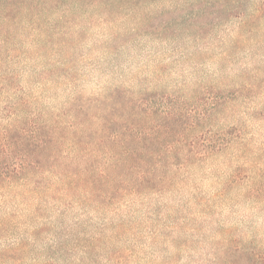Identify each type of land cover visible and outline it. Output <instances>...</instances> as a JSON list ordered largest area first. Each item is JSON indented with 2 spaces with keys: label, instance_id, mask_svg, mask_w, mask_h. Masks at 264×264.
<instances>
[{
  "label": "rangeland",
  "instance_id": "1",
  "mask_svg": "<svg viewBox=\"0 0 264 264\" xmlns=\"http://www.w3.org/2000/svg\"><path fill=\"white\" fill-rule=\"evenodd\" d=\"M193 3L203 5L198 16H189ZM231 5L219 1L206 5L205 0H59L47 4L41 0L19 25L24 39L20 49L0 51V71H6L0 88L4 86L12 94L22 91L27 112L46 115L67 111L73 99H79V107L90 114L103 113L112 101L131 99L139 105L144 98L150 105H158L164 104L165 97L194 111L204 104L206 87L222 83L218 86L227 94L238 81L255 74L258 84L253 99L242 97L224 107L229 109L228 116L235 109L237 114L233 111L232 117L243 124L242 134L251 140V151L262 146L264 157V35L255 34L247 42L248 36H244L234 47L232 28L238 18L229 19L226 10ZM218 10L220 24L216 23ZM32 18L37 22L28 23ZM114 92L117 95L110 100ZM250 111L254 118L248 116ZM233 118L228 122L231 129ZM233 152L229 149L213 163L212 171L231 173L228 161ZM259 163L254 171L264 183V159ZM247 167L250 171V162ZM209 178L198 181L204 193L196 196L198 201L209 199L206 204L193 201L187 188H174L147 203L137 202L129 209L136 210L134 224L129 223L127 229L126 223L121 238L116 236L108 248L94 249L93 261L87 263L264 264V194L250 198L235 183L225 198H208L206 192L221 186L215 177ZM72 211L69 221L81 214ZM16 229L0 235V249H4L0 264H31L33 257L44 263L49 255L46 233L35 243L32 254L23 257L16 251L7 252L24 234L25 227ZM238 244L241 251H235ZM115 250L123 251L122 256L107 261ZM73 255L78 257L79 249Z\"/></svg>",
  "mask_w": 264,
  "mask_h": 264
},
{
  "label": "trees",
  "instance_id": "2",
  "mask_svg": "<svg viewBox=\"0 0 264 264\" xmlns=\"http://www.w3.org/2000/svg\"><path fill=\"white\" fill-rule=\"evenodd\" d=\"M40 1L0 0V51L20 49L24 39L19 25ZM218 1L224 6L231 3L226 10L228 17L238 18L232 28L236 34L234 47L244 36H248L244 40L247 42L255 34L264 35V0H205V4ZM53 2L59 0H46V4ZM202 6L196 4L189 16H198ZM218 12L216 23L220 24L222 17ZM30 22L37 20L32 18ZM40 43L38 37L36 44ZM5 73L0 71V79L6 78ZM219 84L206 87L204 104L194 111L162 97L164 104L162 101L158 105H150L144 98L139 105L131 99L112 101L103 113L90 114L88 109L79 107V99H73L67 111L57 115L27 112L24 93L12 94L2 86L0 235L25 227L24 234L7 247V252L16 251L23 257L32 254L35 243L46 233L48 258L42 263L40 257H33L31 264H56L64 261L63 257H67L64 264H76V260L80 261L78 264H88L87 260L93 261L94 249L108 248L116 236L121 238L126 223L127 229L129 223L134 224L136 210L129 209L137 202L147 203L149 198L163 197L174 188H187L192 191L193 201L206 204L209 199L198 201L196 196L204 193L198 181L210 179L209 176L220 181L221 186L206 192L208 198H225L235 183H240V191L250 198L264 194V183L258 181L254 171L264 159L260 154L262 146L251 151V140L242 134L243 124L238 125L239 118L232 117V112H237L232 109L228 116L229 109L224 107L242 97L251 101L258 77L254 74L238 81L237 87L227 94ZM248 116L255 117L251 111ZM229 118L234 119L233 132ZM229 149L236 151L228 161L232 172L212 171L213 163L227 155ZM125 208L127 213L123 212ZM72 210H80L81 214L73 215L69 221ZM241 247L236 245L235 251H241ZM76 249L80 255L71 257ZM3 251L0 249V254ZM130 252L133 254L131 249ZM122 253L112 251L106 260L113 262Z\"/></svg>",
  "mask_w": 264,
  "mask_h": 264
}]
</instances>
